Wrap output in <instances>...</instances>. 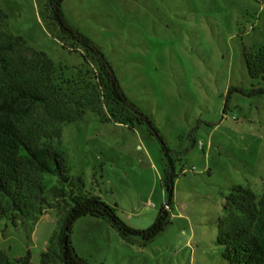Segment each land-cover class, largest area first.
I'll return each mask as SVG.
<instances>
[{
    "label": "rangeland",
    "instance_id": "374dc122",
    "mask_svg": "<svg viewBox=\"0 0 264 264\" xmlns=\"http://www.w3.org/2000/svg\"><path fill=\"white\" fill-rule=\"evenodd\" d=\"M47 4L0 0L10 34L76 68L84 52L62 45ZM60 8L146 121L131 129L87 112L54 144L82 192L128 227L147 230L161 211L168 222L150 241H126L107 220L84 216L69 235L75 252L87 264H228L216 243L226 196L238 185L264 196V95L253 93L264 81L246 66L264 45V0H63ZM229 88L244 94L226 100ZM70 206L60 200L15 225L0 218V250L11 260L29 252L39 264Z\"/></svg>",
    "mask_w": 264,
    "mask_h": 264
},
{
    "label": "trees",
    "instance_id": "16d2710c",
    "mask_svg": "<svg viewBox=\"0 0 264 264\" xmlns=\"http://www.w3.org/2000/svg\"><path fill=\"white\" fill-rule=\"evenodd\" d=\"M62 2L48 0L47 18L57 27L64 47L84 52L83 63L76 68L56 65L45 52L10 34L8 17L0 8L4 24L0 25V218L13 225L36 221L43 211L68 200L71 206L39 264H87L70 241L77 219L107 220L126 241L131 236L150 241L168 222L167 213L161 211L147 230L128 227L98 196L82 192L81 180L71 176L65 154L54 144L61 139L63 126L79 122L87 112L131 129L146 121L128 103L106 58L66 20ZM246 66L251 78L264 81V45ZM233 91L244 94L229 88L226 100ZM253 93L264 95V88ZM165 186L172 193L168 176ZM216 243L228 264H264V196L257 200L250 189L235 186L225 198ZM0 264H31V256L27 252L11 260L0 250Z\"/></svg>",
    "mask_w": 264,
    "mask_h": 264
},
{
    "label": "built area",
    "instance_id": "2783aa9c",
    "mask_svg": "<svg viewBox=\"0 0 264 264\" xmlns=\"http://www.w3.org/2000/svg\"><path fill=\"white\" fill-rule=\"evenodd\" d=\"M169 208V204L165 205V209H168Z\"/></svg>",
    "mask_w": 264,
    "mask_h": 264
},
{
    "label": "water",
    "instance_id": "95a60500",
    "mask_svg": "<svg viewBox=\"0 0 264 264\" xmlns=\"http://www.w3.org/2000/svg\"><path fill=\"white\" fill-rule=\"evenodd\" d=\"M170 183H171V182H170ZM169 196L171 197V193H170V195H169ZM170 197H169V198H170Z\"/></svg>",
    "mask_w": 264,
    "mask_h": 264
}]
</instances>
